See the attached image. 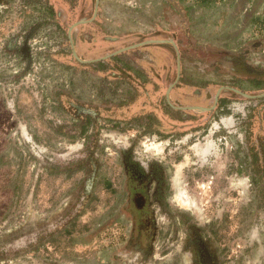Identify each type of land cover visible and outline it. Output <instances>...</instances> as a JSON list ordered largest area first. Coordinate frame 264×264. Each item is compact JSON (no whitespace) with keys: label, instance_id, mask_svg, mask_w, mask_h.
I'll return each instance as SVG.
<instances>
[{"label":"rangeland","instance_id":"rangeland-1","mask_svg":"<svg viewBox=\"0 0 264 264\" xmlns=\"http://www.w3.org/2000/svg\"><path fill=\"white\" fill-rule=\"evenodd\" d=\"M95 6L0 0V264H170L129 248L130 153L219 264H264V0Z\"/></svg>","mask_w":264,"mask_h":264},{"label":"flooded vegetation","instance_id":"flooded-vegetation-1","mask_svg":"<svg viewBox=\"0 0 264 264\" xmlns=\"http://www.w3.org/2000/svg\"><path fill=\"white\" fill-rule=\"evenodd\" d=\"M27 47L22 48L24 53L27 51ZM100 61L102 60L89 63ZM255 86L258 87L259 84ZM222 87L243 93L234 87ZM243 94L245 95V93ZM263 94L248 95L247 93L246 95L258 97ZM166 100V105L170 109L182 110L184 108L173 104L170 99L166 98ZM214 105L215 108L219 105V96H216L210 107H205V109L211 110ZM122 167L126 175L123 187L126 197L122 209L130 222L129 248L139 250L145 261L156 249H160L157 244H163L162 248L165 246L163 254H167L170 245L171 247L175 246V243L178 244L181 239H184L185 242L181 245V250L173 255L170 264H182L180 262L183 253L187 251L190 254L191 264H219L216 252L210 247L200 228L195 227L194 223H188L189 219L185 212L174 209L170 205L168 177L163 165L157 160H141L130 153L124 155ZM92 178L93 175L88 179V188L91 187Z\"/></svg>","mask_w":264,"mask_h":264},{"label":"water","instance_id":"water-1","mask_svg":"<svg viewBox=\"0 0 264 264\" xmlns=\"http://www.w3.org/2000/svg\"><path fill=\"white\" fill-rule=\"evenodd\" d=\"M98 0H96V8H95V13H94V15L96 14V10H97V5H98ZM82 22H86V20H82V21H79L78 23H82ZM69 36H70V30H69ZM71 42H72V40H70ZM149 42H151V40L150 41H146V42H144V43H149ZM135 45H132V46H129V47H125V48H122V49H120V50H117V51H115V52H113V53H110V54H108V55H106V56H104V57H101V58H96V59H92V60H82V62H93V61H99V60H102V59H105V58H107V57H110V56H112V55H115V54H117V53H119V52H121V51H124V50H126V49H128V48H130V47H134ZM73 50V55L78 59V60H80L79 59V57L77 56V53H76V51H75V49L73 48L72 49ZM176 51H177V55H178V59H177V78L179 77V71H180V64H179V51L177 50V48H176ZM246 95V94H245ZM246 96H248V95H246ZM166 98L167 99H169V89L167 90V92H166Z\"/></svg>","mask_w":264,"mask_h":264},{"label":"bare ground","instance_id":"bare-ground-1","mask_svg":"<svg viewBox=\"0 0 264 264\" xmlns=\"http://www.w3.org/2000/svg\"><path fill=\"white\" fill-rule=\"evenodd\" d=\"M156 144V143H155ZM154 147V146H153ZM181 186V185H180ZM182 187V186H181ZM183 191L180 192V195L183 196ZM179 195V194H178ZM188 202V201H187ZM195 203V202H194Z\"/></svg>","mask_w":264,"mask_h":264}]
</instances>
